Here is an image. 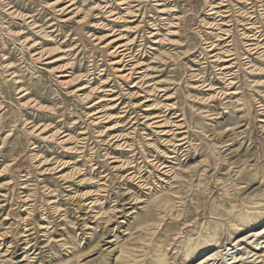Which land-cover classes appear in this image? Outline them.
Returning a JSON list of instances; mask_svg holds the SVG:
<instances>
[{"label": "rangeland", "instance_id": "374dc122", "mask_svg": "<svg viewBox=\"0 0 264 264\" xmlns=\"http://www.w3.org/2000/svg\"><path fill=\"white\" fill-rule=\"evenodd\" d=\"M231 262L264 264V0H0V264Z\"/></svg>", "mask_w": 264, "mask_h": 264}, {"label": "bare ground", "instance_id": "6f19581e", "mask_svg": "<svg viewBox=\"0 0 264 264\" xmlns=\"http://www.w3.org/2000/svg\"><path fill=\"white\" fill-rule=\"evenodd\" d=\"M257 249V248H256ZM259 249H261V248H259ZM257 257V256H256ZM208 260L210 259V258H207ZM235 262H231V264H234Z\"/></svg>", "mask_w": 264, "mask_h": 264}]
</instances>
